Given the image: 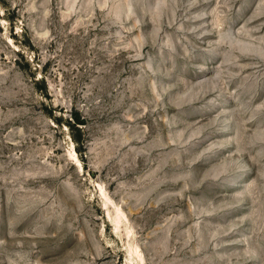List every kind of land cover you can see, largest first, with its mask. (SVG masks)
Wrapping results in <instances>:
<instances>
[{
	"label": "rangeland",
	"instance_id": "obj_1",
	"mask_svg": "<svg viewBox=\"0 0 264 264\" xmlns=\"http://www.w3.org/2000/svg\"><path fill=\"white\" fill-rule=\"evenodd\" d=\"M0 264H264V0H0Z\"/></svg>",
	"mask_w": 264,
	"mask_h": 264
},
{
	"label": "trees",
	"instance_id": "obj_2",
	"mask_svg": "<svg viewBox=\"0 0 264 264\" xmlns=\"http://www.w3.org/2000/svg\"><path fill=\"white\" fill-rule=\"evenodd\" d=\"M72 117L73 119H76L77 115L74 113Z\"/></svg>",
	"mask_w": 264,
	"mask_h": 264
}]
</instances>
